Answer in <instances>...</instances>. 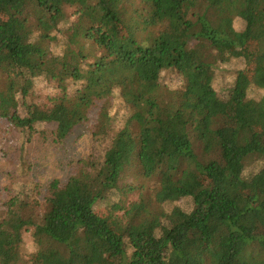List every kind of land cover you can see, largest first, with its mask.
I'll return each mask as SVG.
<instances>
[{
    "label": "trees",
    "instance_id": "trees-1",
    "mask_svg": "<svg viewBox=\"0 0 264 264\" xmlns=\"http://www.w3.org/2000/svg\"><path fill=\"white\" fill-rule=\"evenodd\" d=\"M1 156L0 264H264V0H0Z\"/></svg>",
    "mask_w": 264,
    "mask_h": 264
},
{
    "label": "rangeland",
    "instance_id": "rangeland-1",
    "mask_svg": "<svg viewBox=\"0 0 264 264\" xmlns=\"http://www.w3.org/2000/svg\"><path fill=\"white\" fill-rule=\"evenodd\" d=\"M53 83H48L52 85ZM89 125L80 127L67 142L61 146L37 145L32 153V162L35 166L30 180L34 182L47 183L53 179H69L75 176L78 167L73 162L83 159L90 152ZM89 142V143H88ZM13 168V163L7 157H0V199L9 194L6 188V174ZM130 196L128 202L134 199ZM125 201V199H123ZM123 204V203H122ZM121 206V205H120ZM119 205L111 211L114 218L120 219L123 213ZM27 258H25L26 260Z\"/></svg>",
    "mask_w": 264,
    "mask_h": 264
}]
</instances>
